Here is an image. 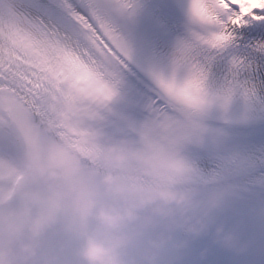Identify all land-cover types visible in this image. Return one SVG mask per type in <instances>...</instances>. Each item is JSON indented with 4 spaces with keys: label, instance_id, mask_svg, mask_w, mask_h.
Here are the masks:
<instances>
[{
    "label": "snow or ice",
    "instance_id": "snow-or-ice-1",
    "mask_svg": "<svg viewBox=\"0 0 264 264\" xmlns=\"http://www.w3.org/2000/svg\"><path fill=\"white\" fill-rule=\"evenodd\" d=\"M141 7L0 0V188L13 183L2 164L18 151L21 130L38 141L29 125L67 92L74 107L87 98L95 117L65 132L127 138L177 159L190 183L221 194L200 235L159 220L147 230L166 237L157 264H264V0H153L138 24ZM230 154L244 161L239 171ZM60 244L71 237L46 241Z\"/></svg>",
    "mask_w": 264,
    "mask_h": 264
},
{
    "label": "clouds",
    "instance_id": "clouds-1",
    "mask_svg": "<svg viewBox=\"0 0 264 264\" xmlns=\"http://www.w3.org/2000/svg\"><path fill=\"white\" fill-rule=\"evenodd\" d=\"M81 147L78 143L65 142L32 153L27 161V175L36 181L66 174ZM108 152L114 168H120L129 160L134 161L151 178V184L147 192L138 194L128 202L127 189L117 182L116 176L109 173L103 178L108 189L126 204L96 209L97 227L84 234L78 253L84 264H124L121 227L135 219L136 210L145 206H151L157 215L167 220L171 228L180 229L186 234L200 235L208 229L213 213L223 202L216 189L198 195L194 189L184 187L186 169L177 160L156 158L120 145L109 148ZM20 197L24 208L19 216L31 233L37 236L52 222L53 216H31L32 206L38 204L41 198L30 187L22 189ZM222 230V227L216 229L218 234Z\"/></svg>",
    "mask_w": 264,
    "mask_h": 264
},
{
    "label": "bare ground",
    "instance_id": "bare-ground-1",
    "mask_svg": "<svg viewBox=\"0 0 264 264\" xmlns=\"http://www.w3.org/2000/svg\"><path fill=\"white\" fill-rule=\"evenodd\" d=\"M27 161L28 157L18 150L10 159L3 161L5 172L10 171L13 174V183L0 188V201L5 198L10 190H13L17 184L22 183L27 178Z\"/></svg>",
    "mask_w": 264,
    "mask_h": 264
}]
</instances>
